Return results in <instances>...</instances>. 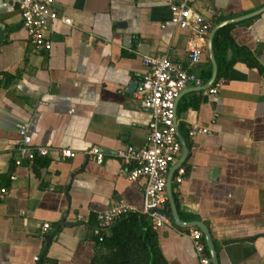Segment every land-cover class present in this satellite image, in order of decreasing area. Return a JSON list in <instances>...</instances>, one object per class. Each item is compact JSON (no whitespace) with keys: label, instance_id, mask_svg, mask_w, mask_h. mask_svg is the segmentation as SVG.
Masks as SVG:
<instances>
[{"label":"crops","instance_id":"obj_1","mask_svg":"<svg viewBox=\"0 0 264 264\" xmlns=\"http://www.w3.org/2000/svg\"><path fill=\"white\" fill-rule=\"evenodd\" d=\"M207 5L222 11L219 22L252 13L264 0L196 6ZM53 6L72 25L57 21L52 48L36 52L17 6L0 0L6 32L0 80L14 75L0 85V186L7 188L0 199V264H89L96 214L115 201L142 207L144 179H128L112 156L124 145L148 142L150 114L128 84L145 72V55L166 54L184 65L189 59V33L170 22L166 0H54ZM228 25L232 65L203 88L212 68L206 45L191 68L202 83L179 92L176 119L189 151L181 164L186 175L172 191L181 219L209 229L218 264H264V11ZM241 48L262 71L238 58ZM192 126L209 130L189 135ZM22 144L70 148L75 155L55 151L15 165ZM91 145L108 154L102 163L83 154ZM67 207L66 222L55 231ZM144 217L167 264H198L189 227L171 220L153 229ZM44 222L50 226L41 233Z\"/></svg>","mask_w":264,"mask_h":264},{"label":"built area","instance_id":"obj_2","mask_svg":"<svg viewBox=\"0 0 264 264\" xmlns=\"http://www.w3.org/2000/svg\"><path fill=\"white\" fill-rule=\"evenodd\" d=\"M6 1L15 4L20 11L29 44L36 52L49 51L52 48L53 41L49 34L57 21L72 25V20L59 14L53 6L54 0ZM166 1L171 13L170 22L189 33L188 63L184 65L166 54L145 55L142 58L146 70L137 80L134 96L139 105L150 114L148 142L143 147L127 144L112 154L125 166L128 179L136 180L141 177L144 179L142 207L138 210L124 201H115L105 211L98 212L95 216L94 231L99 235V240L102 239L101 230L110 228L121 217L131 212L136 211L146 216L153 229L171 222L165 212L169 208L166 180L171 165L181 151L174 120L175 100L186 84L199 85L202 83L201 77L191 68L200 61L209 31L222 15V11L210 5L198 10L196 5L200 0ZM217 85L210 89L212 93H216ZM208 130V127L192 126L188 133L189 135L196 132L205 134ZM55 151L61 157L75 155V151L70 148L54 149L22 144L16 148L14 164L20 165L23 160L33 161L36 157H48ZM83 154L87 157L91 156L98 164L102 163L108 155L98 145H91L84 150ZM185 175V167L179 166L174 173L173 182L181 183ZM6 194L7 188L0 186V199H3ZM49 226L48 222H44L41 226V233H45ZM186 235L193 243L198 264H212L202 231L196 226H191ZM34 259L37 260L38 256Z\"/></svg>","mask_w":264,"mask_h":264},{"label":"trees","instance_id":"obj_3","mask_svg":"<svg viewBox=\"0 0 264 264\" xmlns=\"http://www.w3.org/2000/svg\"><path fill=\"white\" fill-rule=\"evenodd\" d=\"M229 26L231 25L220 28L213 39L218 63L217 79L234 62V60H225L226 49L228 45L233 44L228 33ZM239 51H242V55H239L238 58H241L248 66L262 71V67L249 51L243 48ZM209 76L210 71L206 77ZM13 80L14 75H5V79L0 80V85L8 86ZM100 236H102L101 240H99V235L96 237V250L89 264H167L157 247L154 234L150 226L146 225L145 217L142 214L131 212L121 217L110 228L101 230Z\"/></svg>","mask_w":264,"mask_h":264},{"label":"water","instance_id":"obj_4","mask_svg":"<svg viewBox=\"0 0 264 264\" xmlns=\"http://www.w3.org/2000/svg\"><path fill=\"white\" fill-rule=\"evenodd\" d=\"M263 11H264V7H261L260 9L254 11L252 13H249L247 15L235 17V18H231V19H225V20H222L219 22H215L213 24L212 28L209 31L207 41H206L207 53H208V56L210 58L212 68H211L210 77L207 80V82L205 83V86L203 88H207V87L211 86L217 80L218 63L216 60V56H215V52H214V46H213V39H214L215 33L225 25H228L230 23H233V22L254 16V15L259 14ZM5 39H6L5 25L2 22H0V41H3ZM233 56H235L233 48L231 47V45H228L227 50L225 52V60L230 61L233 58ZM136 85H137V81H131L128 84L127 91L132 92L135 89ZM178 99H179V95L175 100V106H174L175 117H174V120L176 123V134H177V137L181 143V155L179 156L178 160L171 165L169 173L167 175L166 193H167V197H168L169 208L165 212L170 217V219L178 226H182V227L196 226L199 229H201L203 236H204V240H205L207 250H208L210 258H211V262H212V264H218L215 247H214L213 242L211 240L209 229L203 223H201L199 221H183L177 212V207H176L175 199L173 196L172 185H173L174 173H175L176 169L179 166H181L182 162L184 161V159L187 156L188 151H189V147L187 146L184 137L180 134L177 119H176L177 118V102H178ZM68 210H69V207H67L65 209V211L63 212L61 221L56 226L55 231L58 230L60 225L65 224L66 215L68 213ZM51 235H52V233H51ZM51 235L48 236L45 246L50 241Z\"/></svg>","mask_w":264,"mask_h":264}]
</instances>
